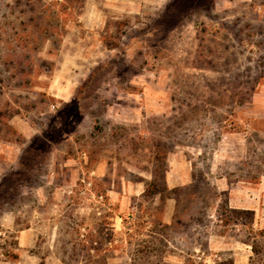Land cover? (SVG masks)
<instances>
[{"label": "rangeland", "instance_id": "1", "mask_svg": "<svg viewBox=\"0 0 264 264\" xmlns=\"http://www.w3.org/2000/svg\"><path fill=\"white\" fill-rule=\"evenodd\" d=\"M159 260L264 264V0H0V264Z\"/></svg>", "mask_w": 264, "mask_h": 264}, {"label": "trees", "instance_id": "2", "mask_svg": "<svg viewBox=\"0 0 264 264\" xmlns=\"http://www.w3.org/2000/svg\"><path fill=\"white\" fill-rule=\"evenodd\" d=\"M33 27H34V30L35 32L38 34V31L40 30V33L42 32L41 29L38 28V23L36 20H33V23H32ZM47 33V31H45ZM29 35V34H28ZM19 39L21 40V42H23L24 38L22 36L19 37ZM158 192V184L156 183L155 180H152L150 181L147 186H146V189H145V194L144 196H148V195H155L156 193ZM244 212H247L246 210H239V209H233V210H227V214H224V217L226 218V222L227 220L229 221H236V216L233 215L234 214H238V213H244ZM157 224H161V221H159V223ZM164 226V224L162 225ZM167 226V225H166ZM164 226V227H166ZM99 242H102V240H100ZM157 264H168L167 262H164L162 260H159L157 262ZM216 264H232V261L229 260V261H224V262H217Z\"/></svg>", "mask_w": 264, "mask_h": 264}]
</instances>
